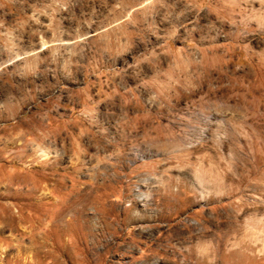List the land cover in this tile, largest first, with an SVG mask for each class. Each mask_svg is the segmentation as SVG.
<instances>
[{"label":"rangeland","instance_id":"rangeland-1","mask_svg":"<svg viewBox=\"0 0 264 264\" xmlns=\"http://www.w3.org/2000/svg\"><path fill=\"white\" fill-rule=\"evenodd\" d=\"M0 264H264V0H0Z\"/></svg>","mask_w":264,"mask_h":264}]
</instances>
